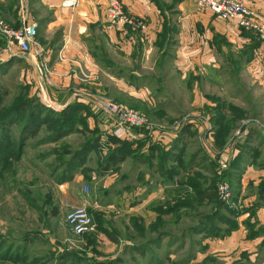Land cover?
<instances>
[{
    "label": "rangeland",
    "instance_id": "rangeland-1",
    "mask_svg": "<svg viewBox=\"0 0 264 264\" xmlns=\"http://www.w3.org/2000/svg\"><path fill=\"white\" fill-rule=\"evenodd\" d=\"M5 46L0 41V142L1 136L8 140L0 147V264H149L152 256L159 264H264V76L262 83L247 71L239 78L209 74L187 82L189 75L182 78L176 67H167L165 77L151 70L154 58H149L141 68L155 74L142 83L151 86L148 97L131 86L121 91L104 75L108 82L89 100L75 91L73 98L59 100L57 90L37 86V77H46L34 55L18 47L3 53ZM110 49L115 60L132 64ZM12 57L17 60L9 62ZM213 97L216 104L220 99L246 110L222 136L218 130L229 123L230 110H223L226 122L215 124ZM96 98L142 112L148 124L118 138ZM35 99L57 111L74 100L89 108L84 117L65 119L37 110L48 124L33 136H20L24 115L17 113L18 123L3 121L4 116L17 103ZM61 123L75 132L49 141ZM187 125L197 133L172 151ZM90 141L96 148L76 171H83L80 182L60 188L58 179L73 152ZM151 145L179 158L165 165L167 178L157 172ZM7 150H14L12 156ZM122 150L124 164L119 157L109 160ZM85 202L98 204L92 208L103 229L78 236L66 216ZM154 239L157 245L144 249L145 256L134 248Z\"/></svg>",
    "mask_w": 264,
    "mask_h": 264
},
{
    "label": "crops",
    "instance_id": "crops-1",
    "mask_svg": "<svg viewBox=\"0 0 264 264\" xmlns=\"http://www.w3.org/2000/svg\"><path fill=\"white\" fill-rule=\"evenodd\" d=\"M162 1L174 2L169 17L176 28L173 36L176 43L172 46L165 69L176 67V72L182 78L189 75L187 82L199 80V75H231V66L225 62V56L229 50L237 56L251 43V38L244 35L234 22L222 20L212 12L199 8L194 0ZM243 1L264 16V0ZM122 2L127 13L134 18V25L123 28L112 25L108 19V0H79L76 8L65 6L64 0H0V18L13 27L20 26L24 20L37 24L40 54L34 58L40 66L44 61L49 65V75L46 79L39 75L36 83L37 86L45 85L48 89L57 90L59 100L73 98L74 91L77 95L84 92L89 96L86 101L89 100L92 93L101 90L99 87L103 80L108 82L103 78L104 75L115 88L125 92L131 86L141 96L143 93L146 96V92L152 89L150 85L142 83L152 82L155 74L145 73L141 68H144L143 61L149 58H154L155 64L150 69L156 68L162 53L159 43L160 34L166 26V17L152 0ZM57 32L61 35L55 41ZM216 35L224 37L229 46L223 44L220 51ZM260 37V47L255 50L250 62L243 63L239 76L247 71L261 77L262 83L264 35ZM102 47L115 63V67L110 70L94 57V52ZM110 48L128 58L132 64L115 60L109 52L112 50ZM83 72L90 75V78L84 80ZM130 75L137 79L130 81ZM141 96L139 99L143 98ZM202 99L208 100L205 97ZM82 173L75 172L74 178L59 185L60 188L79 183ZM92 206L89 204L88 207Z\"/></svg>",
    "mask_w": 264,
    "mask_h": 264
},
{
    "label": "trees",
    "instance_id": "trees-1",
    "mask_svg": "<svg viewBox=\"0 0 264 264\" xmlns=\"http://www.w3.org/2000/svg\"><path fill=\"white\" fill-rule=\"evenodd\" d=\"M156 5H158V7L160 8V10L162 11V13L164 14V16L166 17V26L165 29L163 30V32L160 34V43H159V47L162 50V53L160 54L158 61L156 63V68L159 69L162 74L163 77L164 76V72H166L165 66L169 61V58L171 56V49L172 46L175 45V40L173 39L174 34L176 33V28L175 26L172 24L171 22V17H169L171 10L173 9V3H166L163 2L162 0H152ZM215 16H217L215 14ZM218 17V16H217ZM21 26V25H20ZM19 27V26H18ZM242 32L244 33V35H247L248 37L251 38V43L248 44L246 47H244V49L237 54V56L232 53L230 50L228 51V54L225 56V62L228 63L231 68L229 69V71L231 72V75L229 77H237L239 78V72L242 68L243 63L245 62H250L254 56V52L255 50L260 47L261 43H262V38L260 37V34L257 33H253L251 31H246L243 29ZM61 33L57 32L56 33V40L58 41V39L60 38ZM0 41H1V45L4 46L6 44V41L4 38L0 37ZM216 44H220V47L218 46V48L221 51V47L223 44L229 46V44L227 43V41L225 40L224 37L220 36V35H216ZM98 51L94 52V57L101 63L103 64L107 69H112L115 67V63L109 58L108 53L106 52L105 48H98ZM17 60L15 57L11 58V60L9 62L15 61ZM8 64V63H7ZM5 64V66L7 65ZM1 67V65H0ZM122 71V70H121ZM130 81L131 79L136 80V76L130 75L129 76ZM212 102L216 104V97H213ZM86 102H79L77 100L72 101L69 105H67L63 110H55L47 105L42 104L38 99L32 100V103H28L27 101H22L21 103H17V105L15 107H13L11 109V111H9L5 116L3 121L6 120H16L15 122L18 123V119H16L17 113H21L24 115L23 118V122L20 125V136L25 137V135L27 133H30V136L35 135L36 133L39 132L40 128L43 125H47L48 122H44L45 118H43L44 116H41L39 114H37L35 111L37 110H42L43 112H45V115L47 116L46 118L50 117H61L62 119H65L66 117H69L71 115H77L76 113H80V115H83L84 111L88 110V106L85 104ZM209 108V105H206ZM135 107H139L136 106ZM227 108L230 110V116L228 117V124H223L222 128H219L218 132V136H222L221 133L225 132L228 128L230 129L232 125H234V123L240 121V118H242L245 114H246V110L244 108H240V106H232V104H230L227 101L224 100H220L217 99V104L215 106H210V110H212L211 114H212V120L214 121V123L216 124V122H226V116L223 112V110ZM232 108V110L230 109ZM84 117V115H83ZM63 122H66L64 120H62ZM5 120V121H6ZM3 122L0 123V125ZM136 129V128H135ZM191 125H187L183 128V130L178 134V138L175 141V145L173 147L172 151H177L178 147H180V145L182 144V141L184 139V137H186L187 135L190 136H195V133L197 132H192L191 130ZM73 132H75L74 128H71L70 126H66L65 124L61 123V125L55 127V129L52 131V135H50V137H48L49 141H57L58 139H60L63 136L66 135H70ZM216 135V133H215ZM1 142H0V147L4 144H8V140H6L5 138H3V136H1ZM21 143L24 142L23 140H20ZM4 147V146H2ZM96 148L95 144L93 141H90L88 144L83 145L79 150H75L73 152V158L69 161L66 170L63 172V174L59 177L58 182L60 183H65V182H69L72 180V178L74 177V174L76 171H78V169L82 168L84 165V162L86 160L85 156L86 153L88 151H93ZM89 149V150H88ZM159 148L156 145H151L150 150L155 151L157 153V157H158V167H157V172L161 177L167 178L168 173H167V168H166V164L167 163H176L177 160L179 159L178 157L174 156L172 154V156H168V153L164 150H158ZM14 150H7L6 153H8V156H12ZM122 154V155H121ZM125 154H123V150L118 152H113L109 158V160H115L119 157V160H125ZM138 157L137 154H134V158ZM244 162H241V164H243ZM234 165V167L236 166V164H232V166ZM191 168V165H190ZM235 170H237V166L234 168ZM193 185V184H192ZM221 207H227L225 204H221ZM88 211L90 214L93 215L94 219L96 220L95 217V210L92 207H88ZM212 220V219H211ZM210 218H206V225H209L210 223ZM101 225V224H100ZM103 226H99L98 225V229L95 233L101 231V229ZM95 233L92 234H84L82 236H91L94 235ZM164 235V234H163ZM156 241V242H155ZM159 240H151L150 242L141 244L139 246H135L134 248L142 251V255L145 256V252L143 251L144 249L148 248L149 246L152 245H157ZM143 248V249H141ZM139 251V252H140ZM149 264H159V260L158 258L152 256L151 260H149Z\"/></svg>",
    "mask_w": 264,
    "mask_h": 264
},
{
    "label": "built area",
    "instance_id": "built-area-1",
    "mask_svg": "<svg viewBox=\"0 0 264 264\" xmlns=\"http://www.w3.org/2000/svg\"><path fill=\"white\" fill-rule=\"evenodd\" d=\"M196 5L204 10L216 14L220 19L234 22L238 28L264 35V16L252 9L243 0H194ZM64 5L76 8L79 0H64ZM108 19L117 28H123L135 24L134 18L127 13L122 0H108ZM38 26L36 23L23 21L21 26L13 27L0 18V37L6 41L4 52H10L14 47L24 54H40V43L37 40ZM45 71V77L49 75V67L44 61L41 64ZM84 80L90 75L82 73ZM113 121V134L118 138L127 137L133 128L143 127L148 124L145 114L123 105L106 101L103 98L96 99ZM86 191H89L86 187ZM98 207L97 203L93 204ZM67 226L78 236L95 233L98 229L92 214L88 211V205L74 206L66 216Z\"/></svg>",
    "mask_w": 264,
    "mask_h": 264
}]
</instances>
